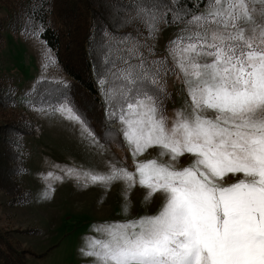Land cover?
Listing matches in <instances>:
<instances>
[{
  "label": "snow or ice",
  "instance_id": "1",
  "mask_svg": "<svg viewBox=\"0 0 264 264\" xmlns=\"http://www.w3.org/2000/svg\"><path fill=\"white\" fill-rule=\"evenodd\" d=\"M253 3L208 0L205 12L188 21L197 30L170 42L168 54L191 102L170 127L146 87L157 82L159 69L146 66L135 44L128 52L139 63L122 58L126 67L114 73L121 81L119 114L111 115L127 125L121 134L136 171L111 164L106 173L66 174L75 172L85 184L120 181L125 190L138 176L147 194L164 193V204L155 215L96 227L106 239L93 237L82 249L94 264H264V7L257 15ZM158 18L149 13L150 35ZM56 110L79 120L66 103ZM152 146L173 161L191 154L193 163L183 169L157 159L137 164L135 157ZM228 173L245 179L221 186Z\"/></svg>",
  "mask_w": 264,
  "mask_h": 264
},
{
  "label": "rangeland",
  "instance_id": "2",
  "mask_svg": "<svg viewBox=\"0 0 264 264\" xmlns=\"http://www.w3.org/2000/svg\"><path fill=\"white\" fill-rule=\"evenodd\" d=\"M256 14L264 5L255 0L251 5ZM206 6L202 8L205 12ZM197 30L194 25L161 24L155 37L160 53L167 56L175 73L163 78L162 84L173 94V101L165 112L166 125L171 126L177 110L191 111L183 76L168 54L170 42ZM5 42L0 48V75H4L14 91L18 108L23 110L34 124V132L24 138L27 157V173L19 183L32 192L25 205L9 204V197L0 190V229L11 233L12 238L30 254L27 264H94V259L85 255L87 242L93 237L105 240L103 233L94 229L112 223H126L143 216L157 214L164 204V193L147 194L136 183L125 190L123 182L109 185L88 182L76 173L67 175L68 169L106 173L109 165L135 172L134 158L128 144L123 148L116 143L103 144L84 128L80 120L69 119L67 112L56 109L40 112L26 104L34 84L41 79L67 81L69 77L59 70L54 54L38 36L25 39L21 35L4 33ZM188 41L177 45L182 50ZM206 115L213 113L209 110ZM121 132L118 119L114 124ZM123 136V135H122ZM124 139V137H123ZM160 147L152 146L135 157L136 163L157 159L183 169L193 163L194 157L185 153L173 161L170 156H160ZM49 173L52 175L49 176ZM245 179L242 173H228L218 183L228 186Z\"/></svg>",
  "mask_w": 264,
  "mask_h": 264
},
{
  "label": "trees",
  "instance_id": "3",
  "mask_svg": "<svg viewBox=\"0 0 264 264\" xmlns=\"http://www.w3.org/2000/svg\"><path fill=\"white\" fill-rule=\"evenodd\" d=\"M207 4L208 0H0V48L5 32L41 38L53 52L56 67L69 79L38 80L26 93V104L52 112L66 103L94 138L123 148V136L114 126L118 118L111 115L119 114L121 81L114 73L126 67L122 58L139 63L128 52L135 44L146 66L159 69L157 82L146 87L157 97L160 112H165L173 94L162 80L175 68L155 44L159 26L188 23ZM149 13L159 17L154 35L146 27ZM17 106L9 80L0 75V190L9 204L25 205L32 192L18 180L28 170L24 138L34 132V124ZM28 254L10 232L0 229V264H27Z\"/></svg>",
  "mask_w": 264,
  "mask_h": 264
}]
</instances>
